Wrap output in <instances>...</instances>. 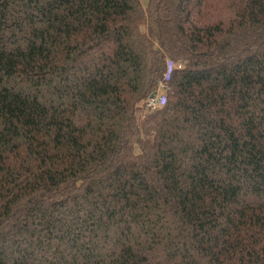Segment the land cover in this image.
Returning a JSON list of instances; mask_svg holds the SVG:
<instances>
[{
  "label": "trees",
  "instance_id": "trees-1",
  "mask_svg": "<svg viewBox=\"0 0 264 264\" xmlns=\"http://www.w3.org/2000/svg\"><path fill=\"white\" fill-rule=\"evenodd\" d=\"M0 264H264V0H0Z\"/></svg>",
  "mask_w": 264,
  "mask_h": 264
},
{
  "label": "built area",
  "instance_id": "built-area-1",
  "mask_svg": "<svg viewBox=\"0 0 264 264\" xmlns=\"http://www.w3.org/2000/svg\"><path fill=\"white\" fill-rule=\"evenodd\" d=\"M169 67V65H168ZM172 68V65H171ZM168 73V71H167ZM167 75L163 78V80H160L158 85V92L147 97L140 103L134 107L138 112L140 111H156L158 109H161L162 106H164L166 102V96L168 91L167 86Z\"/></svg>",
  "mask_w": 264,
  "mask_h": 264
},
{
  "label": "water",
  "instance_id": "water-1",
  "mask_svg": "<svg viewBox=\"0 0 264 264\" xmlns=\"http://www.w3.org/2000/svg\"><path fill=\"white\" fill-rule=\"evenodd\" d=\"M171 65H172V63H169L168 73H167V78H168V76H169V74H170V71H171Z\"/></svg>",
  "mask_w": 264,
  "mask_h": 264
}]
</instances>
